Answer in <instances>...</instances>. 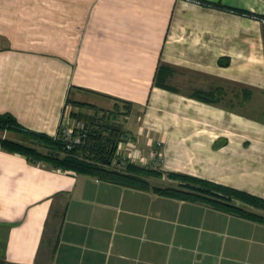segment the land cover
<instances>
[{"label":"crops","instance_id":"crops-1","mask_svg":"<svg viewBox=\"0 0 264 264\" xmlns=\"http://www.w3.org/2000/svg\"><path fill=\"white\" fill-rule=\"evenodd\" d=\"M0 40V113L25 128L121 103L124 156L264 198V0H0ZM0 235L8 264H264V222L1 146Z\"/></svg>","mask_w":264,"mask_h":264},{"label":"trees","instance_id":"trees-1","mask_svg":"<svg viewBox=\"0 0 264 264\" xmlns=\"http://www.w3.org/2000/svg\"><path fill=\"white\" fill-rule=\"evenodd\" d=\"M247 13L249 14V12ZM163 70L170 73L172 68L164 63H159L156 68L153 85L171 91H178L175 87L164 83V79H161V77L159 79V75ZM192 97L210 102V100H207V94L201 91H195ZM67 102H71L74 105L84 104L69 99ZM70 115L72 117L82 116L73 111H71ZM86 117L88 118V116ZM86 127L87 136L84 138V141L70 149H66L59 132L54 136L34 132L22 126L12 114L0 113V130H14L28 139H36L37 142L50 146L53 153L45 154L39 152L32 146L2 137H0V146L5 151L19 153L25 156L29 162L39 163L49 168L87 174L138 189L150 188L164 195L201 202L225 212L264 222L263 215L236 204V201H240L253 208L264 209V198L242 190L171 171L166 172L169 178L178 179L185 182V184L181 182L179 187L150 186L146 177L151 175L161 176L162 172H158L152 167L143 166L127 160L123 166H117V163L113 162L118 143L125 133L122 129L119 127H111L108 124L100 128L88 127V125ZM61 150L63 152L62 154H60ZM1 247L3 248V244L0 245Z\"/></svg>","mask_w":264,"mask_h":264},{"label":"rangeland","instance_id":"rangeland-1","mask_svg":"<svg viewBox=\"0 0 264 264\" xmlns=\"http://www.w3.org/2000/svg\"><path fill=\"white\" fill-rule=\"evenodd\" d=\"M1 43L2 42L0 40V45H1ZM82 94H83L82 96L85 100H89L91 102H93V100L97 98L94 95H89V94H85V93H82ZM90 98H93V100ZM88 107H90V106H88ZM91 109L93 110L92 113H87L89 110V108H87V107H85L82 111L81 110L73 111L75 113H79L82 116H76V117H72V118L84 121L85 126L88 125V127L91 126V127H95V128H100V127L104 126L105 124H108L111 127H119L120 129L123 128L124 115L126 114L123 110H125V111L128 110L127 105H122L121 103H118V104H114V105L112 104L107 108L104 105L102 106L101 104H97V105H94L93 108H91ZM249 111H251V110L248 109V112ZM87 115H88V118L86 117ZM0 137L7 138V139H10L13 141L23 143L25 145L32 146L36 150H38L39 152H42L45 154L53 153L50 146L43 144V143H40V142H37L36 139L35 140L34 139H28V138L22 136V134H20L19 132L14 131V130L2 129V130H0ZM123 137H124V135H122V138ZM60 152H61L60 154L63 153L62 150ZM154 169L157 170L158 172H162L161 168L159 166H157ZM146 179L149 182L150 186H157V187H164V186L179 187L181 182H182L178 179L169 178L167 175L163 176V172L161 173V176L151 175V176L146 177ZM182 184H185V182H182ZM258 210H259V212H262V214L264 213V209H258ZM259 212H255V213L261 214ZM0 264H8V263H5V261L3 260L2 256H1V252H0Z\"/></svg>","mask_w":264,"mask_h":264},{"label":"built area","instance_id":"built-area-1","mask_svg":"<svg viewBox=\"0 0 264 264\" xmlns=\"http://www.w3.org/2000/svg\"><path fill=\"white\" fill-rule=\"evenodd\" d=\"M70 113L71 112L64 114L59 129L57 131L60 133V136L64 142V146L66 147V149H70L75 145L81 144L84 141V138L87 136V127L85 126L84 121L72 118ZM123 139L130 143V136L124 135ZM121 145L122 144L118 145L113 162L117 163V166H123L126 160L136 163L138 155L135 153V151L130 155L124 156L120 152ZM155 157L159 159L160 154L157 153Z\"/></svg>","mask_w":264,"mask_h":264}]
</instances>
